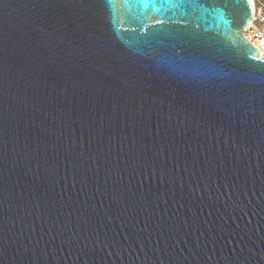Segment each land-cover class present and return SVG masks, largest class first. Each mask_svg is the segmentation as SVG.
I'll return each mask as SVG.
<instances>
[{"label": "water", "instance_id": "water-1", "mask_svg": "<svg viewBox=\"0 0 264 264\" xmlns=\"http://www.w3.org/2000/svg\"><path fill=\"white\" fill-rule=\"evenodd\" d=\"M254 16L0 0V264H264Z\"/></svg>", "mask_w": 264, "mask_h": 264}, {"label": "built area", "instance_id": "built-area-1", "mask_svg": "<svg viewBox=\"0 0 264 264\" xmlns=\"http://www.w3.org/2000/svg\"><path fill=\"white\" fill-rule=\"evenodd\" d=\"M251 1L255 7V16L250 30L252 32L264 31V0Z\"/></svg>", "mask_w": 264, "mask_h": 264}, {"label": "bare ground", "instance_id": "bare-ground-1", "mask_svg": "<svg viewBox=\"0 0 264 264\" xmlns=\"http://www.w3.org/2000/svg\"><path fill=\"white\" fill-rule=\"evenodd\" d=\"M247 33L252 34L251 38L247 36ZM245 37L250 41L252 45H254L260 51L261 57L264 56V31L252 32L250 30L245 33Z\"/></svg>", "mask_w": 264, "mask_h": 264}, {"label": "snow or ice", "instance_id": "snow-or-ice-1", "mask_svg": "<svg viewBox=\"0 0 264 264\" xmlns=\"http://www.w3.org/2000/svg\"><path fill=\"white\" fill-rule=\"evenodd\" d=\"M229 2H238V0H229ZM249 2H250V0H249ZM249 18H250V14H249ZM257 59H259L261 61V63L264 64V56L258 57Z\"/></svg>", "mask_w": 264, "mask_h": 264}, {"label": "rangeland", "instance_id": "rangeland-1", "mask_svg": "<svg viewBox=\"0 0 264 264\" xmlns=\"http://www.w3.org/2000/svg\"><path fill=\"white\" fill-rule=\"evenodd\" d=\"M247 36H248L249 38H251L252 34H250V33H247Z\"/></svg>", "mask_w": 264, "mask_h": 264}]
</instances>
